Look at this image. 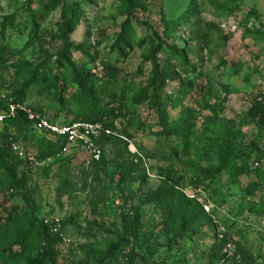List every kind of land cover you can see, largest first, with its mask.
<instances>
[{
    "label": "rangeland",
    "instance_id": "rangeland-1",
    "mask_svg": "<svg viewBox=\"0 0 264 264\" xmlns=\"http://www.w3.org/2000/svg\"><path fill=\"white\" fill-rule=\"evenodd\" d=\"M62 71L93 83L65 87ZM258 104L264 0H0V264H99L108 250L105 264H264ZM29 114L116 116L118 131L95 161L60 154Z\"/></svg>",
    "mask_w": 264,
    "mask_h": 264
},
{
    "label": "trees",
    "instance_id": "trees-1",
    "mask_svg": "<svg viewBox=\"0 0 264 264\" xmlns=\"http://www.w3.org/2000/svg\"><path fill=\"white\" fill-rule=\"evenodd\" d=\"M18 23H17V16H12L11 17V22H6L5 26L3 27V32L6 33V31H8L9 29H13L14 27H18ZM70 50L71 48L68 47L66 49L65 54L70 56ZM47 62H44V65H39V67L37 69H33L32 70V74H31V78L29 80V82H35L39 76L41 71H44V66L46 65ZM46 67V66H45ZM60 76V78L58 77ZM58 80L61 82V85L67 87L70 83H75L78 84L79 86H83L85 87L86 83H93V81L90 80V73L87 71H82L80 73L74 74L71 71H62V75L58 74L57 75ZM26 87V86H25ZM11 97H13V102L16 105H24L26 103V95L25 92L21 89L19 91V93L12 95ZM25 114L24 110H18L16 113V116H23ZM114 112L111 111L107 114V116L113 115ZM250 116L254 119L258 121V124L262 127H264V104H258V105H254V107L251 109V111L249 112ZM25 116L28 119V116L25 114ZM104 114L99 115V114H91V115H86L83 116V118H80V116H76L74 119L72 120H68L67 118H60L59 115H55L53 118H51V120H49L51 123L54 124H59V125H63V124H69L72 122H89V123H101L105 128L111 129L113 132L118 131L116 126H114V119H116L117 117L114 116L112 120H108V118L104 119L103 118ZM67 117V116H66ZM11 119V118H9ZM8 120V118L6 119ZM9 121V120H8ZM28 121V120H27ZM31 121V120H30ZM32 123V122H31ZM163 126L166 127L168 124V121L166 119L162 120ZM2 124V123H1ZM33 124V123H32ZM38 131V130H36ZM111 136H105L102 135L98 138V140L96 141L99 142L100 141H104V140H108ZM44 138V137H42ZM55 146H57L58 151L60 154H63V149L66 147L67 145V140L63 139V138H59L56 139L54 141ZM258 144L257 143H251L250 144V151L255 152L258 148ZM105 153L102 155L101 161L103 162L105 160ZM248 164L243 165V167L240 169L239 173L244 174L246 173V169L248 171ZM253 173H256L259 178H260V183H262L264 185V168L262 167H258L255 170H252ZM260 184L257 182H252L250 183L245 191L247 194H254V192L258 191V189H260ZM169 189L171 190V194H173L175 192V188L173 186H170ZM191 203L199 205V203L196 200H192L191 199ZM200 206V205H199ZM249 209L251 211H254V204H252ZM264 210V209H263ZM139 225V216H136L131 224V228H133V230H136L137 227ZM136 232V231H134ZM133 233V232H130ZM223 244H221L220 246H222ZM217 246H213L212 248H210V251H212V249H216ZM111 250H108L106 252H101L98 254V263L99 264H105L106 260H111L112 259V255H111ZM213 252V251H212Z\"/></svg>",
    "mask_w": 264,
    "mask_h": 264
},
{
    "label": "built area",
    "instance_id": "built-area-1",
    "mask_svg": "<svg viewBox=\"0 0 264 264\" xmlns=\"http://www.w3.org/2000/svg\"><path fill=\"white\" fill-rule=\"evenodd\" d=\"M4 118L6 116L0 114V124L4 121ZM29 119L33 121L36 130L55 139H66L67 145L63 149L64 152H67L70 148L82 147L95 161H100L103 155V150L96 144V141L100 136H108L112 133L110 129L105 128L101 123L77 121L59 125L33 114H29ZM261 164L259 161H254L250 164V168L251 170H255L258 167H262Z\"/></svg>",
    "mask_w": 264,
    "mask_h": 264
}]
</instances>
